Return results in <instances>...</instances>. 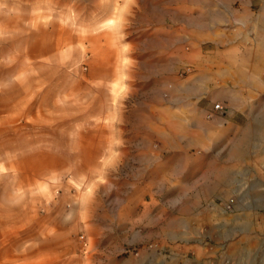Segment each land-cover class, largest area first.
<instances>
[{
	"label": "rangeland",
	"instance_id": "1",
	"mask_svg": "<svg viewBox=\"0 0 264 264\" xmlns=\"http://www.w3.org/2000/svg\"><path fill=\"white\" fill-rule=\"evenodd\" d=\"M142 22L61 14L60 50L42 59L31 50L28 65L0 72L25 88L14 89V123L0 132L14 158L13 192L0 196V264H264V99L246 124L237 118L245 129L211 138L226 146H200L199 132L180 131L187 116L165 110L153 52L135 44ZM188 138L197 145L181 147ZM120 139L128 153L118 161L108 145ZM230 150L236 163L220 157ZM205 157L226 168L214 191Z\"/></svg>",
	"mask_w": 264,
	"mask_h": 264
},
{
	"label": "crops",
	"instance_id": "2",
	"mask_svg": "<svg viewBox=\"0 0 264 264\" xmlns=\"http://www.w3.org/2000/svg\"><path fill=\"white\" fill-rule=\"evenodd\" d=\"M61 14H121L123 17L142 14L141 32L135 36V39L139 37L135 44L141 47L138 50L153 52L150 59L153 67H157L155 76L162 79L158 92L167 99L165 110L171 115L187 116L189 124L180 131L199 132L203 136L201 139L197 136L200 146H226L227 139L211 138L245 129L247 116L261 106L264 99V0H0V72L28 65L31 50L38 51L41 59L47 53L60 50ZM186 68L190 70L184 73ZM23 82L22 77L17 78L7 70L5 75L0 74V132L14 123L11 95L14 89L24 93ZM216 103L224 106L223 115L213 110ZM238 117L245 119L243 125L237 121ZM190 139L181 147L197 145ZM127 144L120 139L108 145L118 147L111 156L118 161L125 157ZM3 145L8 147V140L0 138V147ZM143 146L149 149V157L155 156L150 144L145 142ZM11 154L9 149L0 150V196L7 197L13 192L14 179L10 171L14 158ZM221 156L229 163H236L238 159L237 150ZM218 158L205 157L203 170L204 180L212 178L205 185L214 183L213 191L218 185L214 180L216 175H221V179L228 177L226 168L216 165L221 162ZM146 168L145 172L149 171V166ZM235 170L233 166L228 168L229 174ZM22 176L28 188L35 175ZM210 187L208 191L202 189L203 195L210 193ZM231 190L237 193L236 188ZM257 209L261 208H254ZM215 212L222 211L219 207ZM232 238L231 234L225 241L235 237ZM191 242L200 241L185 238V243ZM199 250L200 247H195V251Z\"/></svg>",
	"mask_w": 264,
	"mask_h": 264
},
{
	"label": "built area",
	"instance_id": "3",
	"mask_svg": "<svg viewBox=\"0 0 264 264\" xmlns=\"http://www.w3.org/2000/svg\"><path fill=\"white\" fill-rule=\"evenodd\" d=\"M190 70V68H186L185 72H188ZM213 110L218 113L219 115H223L225 113V108L222 104L220 103H216L213 105ZM234 200H230L228 203H227V207L229 208L232 204H233Z\"/></svg>",
	"mask_w": 264,
	"mask_h": 264
}]
</instances>
